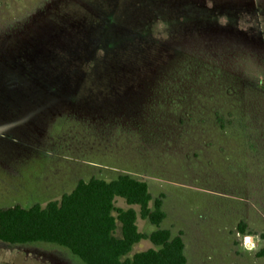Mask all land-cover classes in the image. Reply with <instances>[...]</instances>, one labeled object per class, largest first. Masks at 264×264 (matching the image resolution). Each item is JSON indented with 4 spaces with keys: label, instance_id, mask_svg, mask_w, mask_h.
<instances>
[{
    "label": "rangeland",
    "instance_id": "1",
    "mask_svg": "<svg viewBox=\"0 0 264 264\" xmlns=\"http://www.w3.org/2000/svg\"><path fill=\"white\" fill-rule=\"evenodd\" d=\"M0 114V208L127 174L186 264H264V0H0ZM0 264L85 263L0 241Z\"/></svg>",
    "mask_w": 264,
    "mask_h": 264
},
{
    "label": "trees",
    "instance_id": "2",
    "mask_svg": "<svg viewBox=\"0 0 264 264\" xmlns=\"http://www.w3.org/2000/svg\"><path fill=\"white\" fill-rule=\"evenodd\" d=\"M119 199L127 208L116 206ZM151 202L147 183L127 174L111 180H79L59 200L43 206L0 208V241L53 243L67 248L85 264H186L181 233L172 236L168 229L159 228L165 217L162 202L159 198ZM138 216L156 230L140 232ZM145 239L153 247L125 257L134 244ZM258 256H264V249Z\"/></svg>",
    "mask_w": 264,
    "mask_h": 264
},
{
    "label": "crops",
    "instance_id": "3",
    "mask_svg": "<svg viewBox=\"0 0 264 264\" xmlns=\"http://www.w3.org/2000/svg\"><path fill=\"white\" fill-rule=\"evenodd\" d=\"M0 116H1V114H0ZM0 123L2 124L3 123V121H2V119H0ZM0 124V125H1ZM1 133V132H0ZM0 135H2V133L0 134ZM8 135V134H7ZM9 136V135H8Z\"/></svg>",
    "mask_w": 264,
    "mask_h": 264
}]
</instances>
